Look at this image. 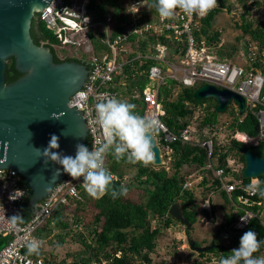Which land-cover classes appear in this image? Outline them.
I'll return each instance as SVG.
<instances>
[{
	"label": "trees",
	"instance_id": "obj_1",
	"mask_svg": "<svg viewBox=\"0 0 264 264\" xmlns=\"http://www.w3.org/2000/svg\"><path fill=\"white\" fill-rule=\"evenodd\" d=\"M141 1L142 16L136 22L138 24L152 22V17L158 14L155 8H148L153 4V0ZM130 2L131 0H89L88 12L93 15L94 21L101 23L97 28L87 31V36L93 42L96 52L107 48L106 44L101 42L107 15H110L114 22V26L110 29L111 38L123 31L124 27L132 28L131 20L133 18L130 16V11H126V5ZM220 11H227L235 27L240 29L241 33L236 36V39L240 40L241 38L242 40L249 36L257 42L258 48L262 52L261 56L264 57V0H218L217 6L206 16L200 17L198 24L192 28L191 33L195 41L199 42L204 39L208 43L219 40L221 32L213 27V21ZM101 26L102 29H100ZM169 32L170 30H164V28L156 31L148 30L142 34H132L128 40L134 43L138 41L136 48L139 51L152 53H154L153 45L164 43L167 49L166 58L175 61L177 55L182 54L179 49L180 47L184 48L185 34H181L180 38L176 39ZM30 33L36 44L44 41L45 45L50 48L54 62L78 61L77 57L67 54L61 57L57 54L58 49L55 45L60 44L61 33H52L37 18L36 14L31 20ZM239 49L241 48L237 47V42L225 43L217 48L216 53L221 58H230ZM147 63L162 64L155 58L147 60ZM147 66L148 64L144 63L141 68ZM253 66L264 73V63L256 62ZM20 75L21 73L14 66V58L10 57L6 62L5 82L14 81ZM146 82L147 78L144 73L133 75L130 71L126 78L116 76L111 89L116 91L118 99L134 104V111L141 115L138 105L141 100L136 93L141 92ZM263 86L264 83L260 102L257 103L255 110L264 108ZM193 89V87H185L171 77H166L160 84V102L164 111L161 119L170 130L177 131L190 122L195 128H202L207 124L217 122L219 114L215 111V104L207 103L206 99H194ZM235 113V110L231 109L230 114L233 117L228 120L229 123L225 128L227 136L221 144H217L214 140L210 158H207L206 150L200 145L183 144L179 141L169 144L172 147L170 159L167 160V164L162 165L151 163L145 167L140 163H130L126 159L117 161L111 152L106 154L105 167L116 175L112 187L117 190L123 187L126 189L125 194L118 198L107 194L102 198L95 199L88 196L82 188L79 190L78 198L73 197L65 203L57 204L45 222L39 226L43 228L42 233L35 234L41 243L37 256H42L46 262L51 261L52 264H153L151 254L155 249L156 239L161 229L173 223L181 224L168 212L172 203L177 202L181 205L183 216L191 223V227L197 220L196 210L199 206L197 201L199 196L206 198L209 192L216 191L224 198L225 202L229 203L224 190H218L220 181L215 176L214 170L206 167L207 162H210L215 170L222 168L223 175H227L230 171V166L227 163L228 157L244 163L242 148L250 150L258 156L262 154L264 135L259 137L256 144H245L232 136L230 137V132L233 133L236 130L245 132L250 137H257L260 133L258 119L252 112H247L240 121ZM195 114L197 117L193 118ZM83 144L90 150L88 137ZM164 159L166 160V156ZM167 165L168 168H166ZM188 166H194L197 173L201 175V179L197 183L183 188V183L189 179L187 175L190 171L186 172ZM17 178L25 192L16 204V214L19 213L25 223L37 208V204L33 207L28 205L31 191L20 173H17ZM242 178L245 183L250 181V178ZM257 179L263 181L262 176H258ZM134 183L141 186L138 191L135 190L136 186L132 187ZM200 187L202 189L198 191L197 189ZM238 192L239 190H236L231 193L234 200ZM253 198L264 203V198L258 195ZM212 202L213 199L209 198L210 210L205 209L204 215L214 222L216 206ZM263 205L252 204L250 208L258 214ZM53 214L52 221L50 219ZM238 215L239 213L235 216L225 213L224 221L215 228L216 234L221 235V238L227 234V245L212 247L197 252L196 255L203 256L209 252H219L220 255L215 263L218 264L220 257L230 255L233 248L239 247L240 237L249 230L257 233L258 240L264 241V225L260 218L257 215L251 217L245 228L237 230L231 225ZM154 221L160 224L152 225ZM185 232L189 233V230ZM67 238L78 243L80 247L73 255L69 252L59 255L55 249L65 243ZM9 239L8 236L0 235V248ZM201 243L195 240L196 245H201ZM46 244H49L48 248H44ZM263 251L264 243L254 255L258 256ZM205 260H193V264H206ZM162 264L174 263L173 261H162Z\"/></svg>",
	"mask_w": 264,
	"mask_h": 264
},
{
	"label": "built area",
	"instance_id": "obj_2",
	"mask_svg": "<svg viewBox=\"0 0 264 264\" xmlns=\"http://www.w3.org/2000/svg\"><path fill=\"white\" fill-rule=\"evenodd\" d=\"M88 3L89 0H50L46 7L38 11V19L54 34L61 33L60 45L68 50L74 48L73 53L87 66L85 81L69 97L68 105L79 109L84 119L90 150L97 141L103 140V132L97 123L95 113L96 103L105 97L117 98L116 91L111 89L113 80L116 76L126 78L130 71L133 75L144 73L147 78L141 92L136 95L142 103L141 116H155L161 122L159 134L157 136L155 134L154 137L160 145L162 154L166 156V161L163 162L170 159L172 147L169 144L175 141L200 145L206 150L207 158H210L214 140L217 144L223 143L227 136L225 128L229 123L228 120L219 121L217 119V122L207 124L202 128H195L190 122L177 131L170 130L161 119L164 111L160 102V84L166 77L176 79L185 87L195 88L201 84H214L239 93L245 102L244 115L252 112L258 119L259 127L261 125L264 128V109L255 110L257 103L260 102L264 83V76L260 69L253 66L256 62L264 63V57L261 56L262 52L256 42L251 40L245 42L244 49L239 52L242 55L241 63H236L226 57L221 58L216 53L217 48L222 45L223 40L220 37L216 42L207 43L204 39L197 42L192 36L191 30L198 24L199 15H189L178 9L170 19H162L159 14H156L152 17V22L138 24L136 20L142 16L140 6L142 1L133 0L126 7V11H130V16L133 18L132 28L124 27L123 31L111 38L110 29L114 26V22L111 25V16L107 15L106 25L103 26L104 36L101 39L107 48L96 52L93 42L87 36V31L95 29L101 23L93 20V15L87 10ZM161 28L170 30L169 33L173 34L176 39L180 38L181 34H185L184 48L179 49L182 54L178 55L175 61L166 58L167 49L164 43L153 45L154 53H152L139 51L136 48L138 41L134 43L128 40L132 34H142L148 30L156 31ZM73 34H78L80 37L73 38ZM154 58L162 64L147 63V60ZM144 63L148 66L141 68ZM231 103L234 105L235 114H238V105L235 102ZM196 117L197 114L193 118ZM243 117L241 115L238 120H242ZM239 134H243V138H239ZM263 135L261 130L257 137H250L237 130L230 132V137L245 144H256L259 137ZM106 158L107 156H105L104 165ZM227 163L230 166L227 175H223L222 168L213 169L210 162H207L206 167L214 170L215 176L220 181L218 190L223 189L226 192L234 212L240 211L233 227L243 228L255 215L264 225V203L261 200H255L253 198L255 195L247 189L254 178L249 183H245L241 175L243 163L232 157L227 158ZM17 173L13 168L0 167V235L10 237L8 242L0 248V264H52L51 261L46 262L42 256L29 255L26 243L30 240L39 241L35 230L45 222L57 204L65 203L73 197H79L82 178L73 180L66 175L37 203V208L29 219L13 228L8 218L16 214V204L22 197L13 201L9 199V194L15 189L25 192L24 187L18 182ZM112 175L116 177L114 173ZM193 175H187L189 179L183 183V188L195 183ZM196 177H198L197 183L201 175L197 174ZM236 190L239 192L234 200L231 193ZM213 194L214 192H209L201 203L202 207L209 208V198ZM252 204L263 205V208L256 214L250 208Z\"/></svg>",
	"mask_w": 264,
	"mask_h": 264
},
{
	"label": "water",
	"instance_id": "obj_3",
	"mask_svg": "<svg viewBox=\"0 0 264 264\" xmlns=\"http://www.w3.org/2000/svg\"><path fill=\"white\" fill-rule=\"evenodd\" d=\"M49 1L0 0V167L13 168L24 177L31 191L30 207L68 175L61 165L51 160L45 163L42 151L47 147L51 134L59 137L60 145L53 151L73 156L75 146L83 144L87 136V127L79 109L68 105L69 96L85 81V65L69 60L54 62L49 47L36 44L31 37L32 17ZM10 57L14 58V66L21 75L6 83V62ZM192 96L196 100L213 98L218 114L224 113L232 101L238 105L239 114L245 108L242 95L214 84L197 86ZM53 113L60 117H53ZM154 143L152 164L161 165V150L155 138ZM241 152L244 156L242 176H262L264 181V149L259 156L245 148ZM58 168L61 171L56 175ZM168 212L189 229L190 223L183 216L179 203H172ZM188 246L195 251H204L219 245L197 246L188 239ZM190 255L191 252L183 260H189Z\"/></svg>",
	"mask_w": 264,
	"mask_h": 264
},
{
	"label": "clouds",
	"instance_id": "obj_4",
	"mask_svg": "<svg viewBox=\"0 0 264 264\" xmlns=\"http://www.w3.org/2000/svg\"><path fill=\"white\" fill-rule=\"evenodd\" d=\"M217 4H218V0H153V4L148 6V8L149 9L155 8L156 12L159 14V16L162 19H170L174 16V13L177 9L182 10L184 13L189 15L195 14V15H199L200 17H204L211 10H213L217 6ZM35 14L38 18V12H35ZM247 37L248 38H246V41H250V40L253 41L249 36ZM223 43L224 42L222 41V44ZM41 44L45 45V42L42 41ZM60 47L68 52L71 50V49L69 50L65 49L61 45ZM243 49L244 47L239 49L238 52L242 51ZM70 56L77 57L73 52L70 53ZM77 62L84 64L87 69L86 64L81 59H78ZM228 104H227V108H228ZM134 109H135L134 104L124 100H120L116 97H105L103 100L98 101L95 105V113L97 117V123L103 132V140L97 141L95 145L91 148V150H89V148L85 144L79 143L75 146L76 151L74 156L64 155L60 152L53 151V149H59L60 145H59V137L55 134H51V138L47 147L42 151L43 157L46 158L45 163H47L48 160H51L56 164L61 165L63 172L68 174L73 180H80L82 178V182H81L82 187L80 189L83 188L86 194L91 198L99 199L107 194H110L113 198H118L124 195L126 189L121 187L119 190H117L114 187H112L114 177L112 173L104 165L106 154L111 152V154L114 156V158L117 161L121 159H126L130 163L133 164L140 163L143 166L147 167L155 159L154 149L156 146L154 143V138H155L154 136L156 133H158L161 127V122L157 117L150 115L141 116L137 114L134 111ZM52 115L53 117L56 118L60 117L57 116L55 113H53ZM235 115L236 117H240L241 115L244 116V111L241 114H239L238 112V114ZM238 132L245 133L240 131ZM156 143L158 144L157 141ZM161 158H162V164H167V162H163L166 160L164 159V155L162 154V152H161ZM60 171L61 170L58 168L56 170V175H59ZM253 178L254 179L250 183L248 182L249 185L247 186V189L250 191L251 194L258 195L259 197L264 198V181L258 180L257 177H253ZM251 179L252 178H250V180ZM213 192L214 194L210 196V199H213L212 203L215 205L214 197L220 196L221 202L217 203L215 206L216 207L220 206L221 210H223V213L225 212L231 216H235L237 213L240 214V211L234 212V208L231 206L230 200L229 203H227L225 202L224 198L221 195L216 193V191ZM23 196H24L23 190L15 189L12 193L9 194V199L15 201L16 199L21 198ZM199 197L197 199L199 203L198 204L199 206L196 210L197 219L198 216L201 215L200 216V219L202 218L201 221L205 220L206 223L207 222L216 223V226L219 223L223 222L224 218L221 221L216 222L217 209L216 212L214 213L215 215L214 222H211L204 215V210L205 209L210 210V205L209 208L202 207L201 203L205 198H202L201 196ZM222 203H226L227 208L225 206H222L221 205ZM8 219L13 228H15L18 224L23 223V217L19 213L12 215ZM235 221L232 223L231 227H233ZM181 225L184 227V232L186 230L191 229V223L189 229H186L182 223ZM245 226L243 228H245ZM235 229L241 230L238 228ZM188 234H190V232ZM190 236L187 237L185 235V244L187 243L186 245L188 248H189L188 239H192L194 241V244L196 240L195 238L194 240ZM226 236H224V238H226ZM206 242L197 246L209 245L211 243L218 244L219 246L225 245L222 243V241H218V243H216V241H212V239H210L209 242L207 243ZM262 243H264V241L258 240L257 233L251 230L246 231L240 237L239 247L233 248L230 251L231 252L230 255L226 257L224 256L220 257L218 264H264V256L257 257L254 255V253L258 252ZM40 247H41V243L38 240H30L26 243V248L29 255L32 254L38 255L40 251ZM213 247H217V246H213ZM190 252H191L190 259H192L193 255L197 254V252L200 251H195L189 248L188 253ZM213 262L215 261L213 260Z\"/></svg>",
	"mask_w": 264,
	"mask_h": 264
},
{
	"label": "rangeland",
	"instance_id": "obj_5",
	"mask_svg": "<svg viewBox=\"0 0 264 264\" xmlns=\"http://www.w3.org/2000/svg\"><path fill=\"white\" fill-rule=\"evenodd\" d=\"M132 1V0H131ZM128 5V4H127ZM126 5V7H127ZM230 14L227 11H220L219 13L216 14L214 21H213V27L216 30H219L221 32V38L223 40V44L225 43H236L237 42V47L239 46L240 48L244 47V43L246 41V38H248L247 36L244 37L242 40L240 38V40L236 39V36L239 35L240 29L236 28L234 25V22L232 20V18L229 16ZM113 24V20L111 22V25ZM73 38H78L80 37L78 34H73L72 35ZM57 50V54L59 56H63L64 54H67L70 56V53L74 52L75 49L71 48V50L68 52L64 49H62L60 47V44H56L55 45ZM63 48L66 49L65 46H62ZM82 49V46L80 47ZM242 55H240L239 52L234 53L230 58L231 61H234L236 63H241L242 62ZM227 58V57H226ZM170 60V59H169ZM171 61V60H170ZM264 76V73H262ZM264 88V86H263ZM194 90V89H193ZM177 92V91H176ZM175 92V93H176ZM206 102L209 104H215V100L213 98H209L206 99ZM139 105V113H141L140 111V105H142L141 102H138ZM234 108V105L232 103L228 104V108L226 110V112L219 114V121H225V120H230L231 117V109ZM260 130L262 133H264V128L261 127L260 125ZM159 134L156 133V136ZM239 138H243V134H239L238 135ZM169 166L167 165V168ZM186 172L190 171L189 174H194L193 175V181H197L198 177H196L197 171L196 168H194V166H188L186 167ZM135 187V190H139L141 188L140 185H136V183H134V185H132V187ZM202 188H198L197 190H201ZM201 192V191H200ZM198 193V192H197ZM200 198V197H199ZM215 205L217 203L221 202L220 196H215ZM222 206L226 207V203H222ZM227 208V207H226ZM217 212H216V222L221 221L224 218V213L223 210H221L220 206L216 207ZM200 216H198V219L196 220V222H194L192 224L191 229L189 230L190 237H192L193 239L195 238L196 241H199L201 243V241H207L209 242L210 239L214 238L216 243H218V241H222L223 244L227 245V238H221V235L216 234L215 232V228H216V223H210L207 222L205 220L201 221ZM53 217L54 214L51 215V219L53 221ZM200 219V220H199ZM160 223L154 221L152 222V225H158ZM43 228L39 227L36 231V233H42ZM185 232H184V227L181 224H176L173 223L168 227H163L161 229L160 234L158 235L157 239H156V246L155 249L153 251V253L151 254L152 258H153V264H162L163 262H171L173 261L174 264H193V260H209L206 261V264H213L216 262V258L219 257V252H209L206 253L203 256H199V255H193V258L190 260H183L185 257L188 256V250L189 248L187 247V243L185 244ZM220 238V239H219ZM206 242V243H207ZM202 244V243H201ZM49 244H46L44 248H48ZM80 247V245L76 242H72L70 240H68V238L66 239V242L63 243L62 245H60L58 248L55 249L56 253H58L59 255L62 254H66V252H69L71 255H73L75 252H77L78 248ZM187 254V255H186ZM260 256H264V251L261 252L260 254H258L257 257ZM192 257V256H191ZM213 260L215 262H213ZM179 261V262H178Z\"/></svg>",
	"mask_w": 264,
	"mask_h": 264
},
{
	"label": "flooded vegetation",
	"instance_id": "obj_6",
	"mask_svg": "<svg viewBox=\"0 0 264 264\" xmlns=\"http://www.w3.org/2000/svg\"><path fill=\"white\" fill-rule=\"evenodd\" d=\"M186 236L188 237V236H189V234H188V233H186ZM212 240H213V238H212Z\"/></svg>",
	"mask_w": 264,
	"mask_h": 264
},
{
	"label": "bare ground",
	"instance_id": "obj_7",
	"mask_svg": "<svg viewBox=\"0 0 264 264\" xmlns=\"http://www.w3.org/2000/svg\"><path fill=\"white\" fill-rule=\"evenodd\" d=\"M230 104V103H229ZM264 109V108H263Z\"/></svg>",
	"mask_w": 264,
	"mask_h": 264
}]
</instances>
